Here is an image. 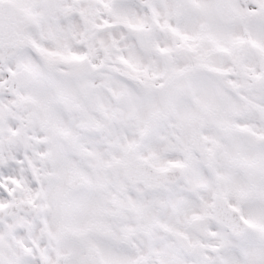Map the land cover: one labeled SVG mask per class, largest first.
<instances>
[{
    "label": "snow or ice",
    "instance_id": "snow-or-ice-1",
    "mask_svg": "<svg viewBox=\"0 0 264 264\" xmlns=\"http://www.w3.org/2000/svg\"><path fill=\"white\" fill-rule=\"evenodd\" d=\"M0 264H264V0H0Z\"/></svg>",
    "mask_w": 264,
    "mask_h": 264
}]
</instances>
